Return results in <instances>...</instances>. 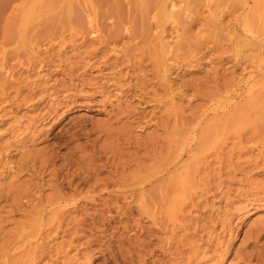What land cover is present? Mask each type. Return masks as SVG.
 Here are the masks:
<instances>
[{"label":"rangeland","instance_id":"obj_1","mask_svg":"<svg viewBox=\"0 0 264 264\" xmlns=\"http://www.w3.org/2000/svg\"><path fill=\"white\" fill-rule=\"evenodd\" d=\"M0 264H264V0H0Z\"/></svg>","mask_w":264,"mask_h":264},{"label":"bare ground","instance_id":"obj_2","mask_svg":"<svg viewBox=\"0 0 264 264\" xmlns=\"http://www.w3.org/2000/svg\"><path fill=\"white\" fill-rule=\"evenodd\" d=\"M176 5L170 2L169 5L166 6H162V8L160 9L159 15L161 13V16L166 19V20H170L171 22H173L172 24L176 26V23L174 24V22L178 19V17H180V12L178 10H175ZM158 15V16H159ZM160 17V16H159ZM161 19V18H160ZM162 21V20H161ZM174 26V27H175ZM160 30L162 29L161 24L159 25ZM234 41V40H233ZM246 41H244L242 38L237 37L235 40L236 46L238 49L242 50L243 47H245V45L247 43H245ZM234 43V44H235ZM251 44V43H248ZM256 44V43H255ZM247 46V45H246ZM257 46V45H256ZM252 47V46H251ZM170 46H167L166 49L167 51H169ZM239 50V51H240ZM251 50V49H250ZM243 51V50H242ZM166 72V69L164 70V74ZM163 77H165V75H162ZM62 198V197H61ZM64 201V200H63ZM3 262V261H2Z\"/></svg>","mask_w":264,"mask_h":264}]
</instances>
